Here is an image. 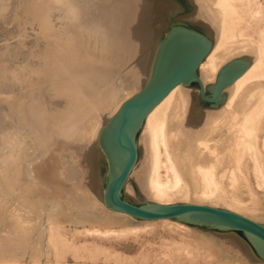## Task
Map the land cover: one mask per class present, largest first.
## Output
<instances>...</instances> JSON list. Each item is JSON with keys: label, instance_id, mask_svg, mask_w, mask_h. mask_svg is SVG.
I'll use <instances>...</instances> for the list:
<instances>
[{"label": "bare ground", "instance_id": "1", "mask_svg": "<svg viewBox=\"0 0 264 264\" xmlns=\"http://www.w3.org/2000/svg\"><path fill=\"white\" fill-rule=\"evenodd\" d=\"M184 6L190 12L180 17L202 30L171 24L175 32L169 51L176 41L189 49H207L198 64L199 79L213 99L212 109L218 111L200 112L195 103L190 108L196 109L197 116L194 120L186 117L188 91L184 86L188 84L178 83L146 112L140 126L146 154L136 174L155 198L148 206L169 204L163 200L176 191L180 195L198 188L201 197L229 201L231 196L240 212L253 220L264 216V0H0V27L3 30L12 23L15 28L10 32L6 26L2 35L6 40L11 34L16 36L12 42L0 41L1 70L10 78L0 84L5 95L0 93L4 96L0 95V104L12 101L15 108L1 106L0 167L13 170L22 181L15 195L34 194L36 203L54 206L51 216L63 203L90 209L99 203L113 214H125L109 210L96 197L98 161L102 159L106 166L109 160L107 176H111L126 156L108 144L100 149L99 137L124 100L145 87L149 78L151 86L162 75L159 61H166L169 54L165 58L161 52V58L157 57L160 23L170 12L183 13ZM26 24L32 32L20 30ZM7 59L13 64L9 75L4 72ZM227 63H232L231 74L243 69L228 84L219 76ZM127 131L137 146L136 130ZM59 142L71 145L60 143L59 147ZM36 151L51 155L46 164H55L65 151L72 167L60 162L50 174L37 160L21 162L22 156ZM134 169L135 164L129 176ZM55 178L73 187H51ZM126 185L127 180L123 189ZM160 220L188 228L179 220ZM136 229L91 225L81 230L88 235L122 236ZM249 238L257 249L262 246L258 239ZM239 244L234 236L224 238L227 249L238 250Z\"/></svg>", "mask_w": 264, "mask_h": 264}, {"label": "rangeland", "instance_id": "2", "mask_svg": "<svg viewBox=\"0 0 264 264\" xmlns=\"http://www.w3.org/2000/svg\"><path fill=\"white\" fill-rule=\"evenodd\" d=\"M182 10L183 11L180 12L183 13H179L177 11L170 12L168 16L165 17L166 19L162 20L159 27V30L162 31L161 33H159L158 37H160L163 34V32L169 27V25L173 23H183L191 27V29L195 28L196 31L198 30L201 32L202 29L197 25H195V23L180 17L181 14H187L190 12L188 7L184 6ZM2 13H5V11H2ZM1 15L2 14L0 13V19H1ZM8 24L4 26L3 30L5 31L6 29H9L10 32H13V30H15L13 24L12 23H10L9 25ZM6 26L8 27L6 28ZM2 27H0V30L2 31V32L0 31V39H1L0 41L4 42L3 40L4 36L2 35L4 31L2 30ZM31 27L32 26L30 24L29 25L26 24L25 26H21L20 30L22 31L24 30L26 33L32 32L33 30L31 29ZM9 37L10 38L7 37V40L6 38H4L5 41L12 42V39L14 38L16 39V36L14 37V34L13 36L12 34L9 35ZM209 41L210 43H212L213 39ZM1 42L0 45H2L3 43ZM1 59L2 61L0 60L1 63L0 84L4 82L5 78L7 80L10 79L8 78L9 76L7 77L3 76L4 74L3 71L1 70L2 69L1 66L2 64H4L3 63L4 60L3 57ZM7 61L10 63H7ZM6 64L7 65H5L6 69L4 68L5 70L4 72L8 74V71L12 69L11 67L13 64L12 61L8 59L6 60ZM8 65H10L9 70L8 67H6ZM199 73H200V69L197 67L198 76ZM13 76L14 75H11V78ZM261 82L262 84H264L263 83L264 78L261 79ZM209 84L210 82H208V85ZM184 87H186L188 91V95H187L188 105L186 110H189V115H186V117L189 116L191 119L193 118L195 119V117L197 116L196 109L191 110L190 108L195 103L197 106H199L200 112L202 110L212 109L213 105L203 100L199 95L198 86L195 83L188 84ZM0 93L4 95L1 86H0ZM206 93L209 94L207 90ZM2 95L1 97L3 98L5 95L4 96ZM2 98H0V101L2 100ZM224 100L225 98H223V101L220 102L219 106L223 104ZM3 102L4 101H2V103ZM9 103L11 104L10 105H8L7 103H6L7 105L5 103L0 104V110L2 109L1 107L2 105H6L9 106L10 108L15 109L12 106L14 102L11 101ZM208 111H218V108ZM3 113L0 112V116ZM183 124L184 123H182V125ZM263 128H264V124H263ZM142 137H143L142 128H140L136 134L138 158L137 161L135 162V169L133 170L132 174L128 177L127 185L122 191L123 197L134 203H147V202L150 203V201L155 200V198L152 197L150 193H148L146 188L143 187V183L142 184L140 183L138 179L139 177L136 174V172L139 171V169L141 168V163H143L144 156L146 154L145 141H143ZM60 143H63L64 145H71V142L69 144L67 142H59V145ZM59 147L62 146L60 145ZM34 153H33L34 155L31 154V156L30 154L26 156H22L21 162L24 159L31 162L37 160L38 163L41 164L42 170L50 169V174H51V170L52 169L55 170L57 168V164H60V162H64V164H67L68 167L70 166L72 167V162L69 160L68 154L65 151L59 154V160H54L55 164L54 163L46 164V161H49L48 159L51 156L48 152L36 151ZM103 163L104 162L101 159L100 162L98 161L96 167L97 169L96 173L99 182L98 189L96 190L97 198H100L102 193V182L100 181V177L103 176L105 173V165H102ZM0 172H1L0 173V180H1L0 181V239H1L0 264H55L53 263L55 261H58L60 263L79 262V263H87V264H264V262L254 259L253 255L249 251V247L246 241L239 232L228 231L224 233H218L210 229L187 225L188 228L190 227L188 230V228H179L175 226L174 222L171 221L164 222L161 221L160 219L158 220L156 219L155 221L148 220L147 222V220L136 219L127 214H113L102 208V206L99 203L96 204L94 208L92 207V209H90V207H85V208H80L78 206L71 207L67 204L63 206L64 205L63 203V205L60 204L56 206L54 213H52V215L53 214L54 215L51 216L50 213L51 210H53L52 207L54 206L45 204V202L36 203L35 202L36 197L34 194L33 195L31 194L32 195L31 196L29 193L25 192L24 194L21 195V198L15 195L16 194L15 192H17L18 186L21 184L22 181L18 180L13 170L4 171L0 167ZM50 174L49 176L47 175V177H50L51 176ZM56 178L55 181L52 183L51 187H55L61 190L62 188H69L71 186V185L67 186L61 183L59 181L61 179L57 180ZM22 180L24 181L23 176H22ZM46 182L47 180L45 181V183ZM71 183H74V185L76 184L75 181L74 182L71 181ZM11 188L14 191H12ZM199 191L200 190L197 188L194 191H187L180 195H178L176 191L175 193L169 195L165 200H163V202L201 203V204L212 205L219 208H225L237 213L240 212V210L238 209V204L234 203L231 200V196H228L229 201L227 199L217 196L201 197ZM19 200H23L25 202L21 203ZM28 205L29 206L32 205V206L28 207ZM239 214L244 216L248 215L246 212L243 211H241ZM16 217H18V219ZM44 218L45 219L48 218V219L45 221ZM172 220H176V219H172ZM26 221H28V223ZM254 221L264 226V216H261L260 218L258 217V219ZM22 223L28 225L24 227L25 225H23ZM50 223H52L51 227L49 226ZM91 225H98V226L100 225L101 227H114V228L123 227V226H135L137 227V229L134 232H130L122 236L88 235L81 230L83 227L91 226ZM182 229H185V231H183ZM186 229H187V233H186ZM177 232H179V234ZM226 236L236 237L240 243L239 244L240 248L238 250L228 248L229 249L228 250L227 247L224 245V238ZM60 237H62L64 240H61ZM6 238L10 239V242L11 241L14 242L13 243L11 242L12 243L11 245L6 244L5 241H3V240H7ZM20 242H21V246H20ZM182 258L184 259V261Z\"/></svg>", "mask_w": 264, "mask_h": 264}, {"label": "water", "instance_id": "3", "mask_svg": "<svg viewBox=\"0 0 264 264\" xmlns=\"http://www.w3.org/2000/svg\"><path fill=\"white\" fill-rule=\"evenodd\" d=\"M173 32L175 31H173L170 24L156 42L157 57L161 58V52H164L165 58L166 54H169L166 61L165 59L159 61L160 65H162L160 68L163 71L162 75L151 86H148L149 78L145 87H142L135 94L124 100L109 125H106L107 127L105 126L101 130L102 134L99 137L100 149H102V145H110L114 152H124L126 156L119 170L111 176H107L108 170L111 169V166L109 167L107 164L109 160L107 159L108 162H105V173L100 177V181L102 182L100 197L106 208L125 213L136 219L156 220L169 218L179 220L190 226L202 227L218 233L228 231L239 232L246 241L253 257L256 260L264 262V226L244 215L225 208L193 202L156 204L151 208L148 205H151L152 202L134 203L123 197V186L138 155L135 141L129 136L127 130L132 127L136 130V136L146 112L178 83H195L198 86L201 98L209 104L214 105L212 104V97L204 91L197 74L198 64L206 55L207 49H189L185 47L187 44L176 41L169 51L171 47L169 45L170 36ZM231 64H225L228 67L225 66V68L223 66L224 68L221 70L223 73L221 74L220 72L219 74L222 77L221 80L226 84L230 83L243 70L241 69V71L239 70L231 74ZM139 122L140 124H138ZM105 128L106 130H104ZM249 236L258 239L262 243V246L257 249Z\"/></svg>", "mask_w": 264, "mask_h": 264}]
</instances>
